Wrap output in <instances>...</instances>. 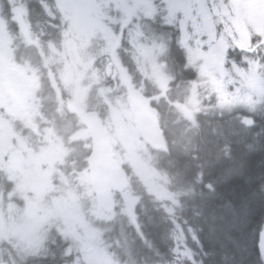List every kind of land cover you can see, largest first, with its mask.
<instances>
[{
    "label": "flooded vegetation",
    "instance_id": "1",
    "mask_svg": "<svg viewBox=\"0 0 264 264\" xmlns=\"http://www.w3.org/2000/svg\"><path fill=\"white\" fill-rule=\"evenodd\" d=\"M106 2L113 11L114 19L107 23L108 33L99 35L102 28L100 20L95 18L96 10L92 12V6L82 12L86 13L85 17L93 28L89 33H81L72 30L73 24L70 25L73 12L59 8L57 0H0V26L6 30L5 36L0 35V49L6 56L0 70L6 103L0 104V145L3 137L10 140L7 151L0 155L3 161L0 165V223L3 217L10 219L18 215L19 211L13 215L5 211L7 202H15L22 208L25 201L17 194L28 198L36 194L37 188H31V178L28 181L26 177V173L31 171L29 168L34 165L28 163L31 157L40 158L41 178L46 177L48 182L46 190L38 194H50V198H56L61 197L60 189L87 186L92 189V201L98 203L92 181L93 138L84 116L88 112L96 111L104 123L107 120L115 122V119L125 122V111H129L137 137L148 146L149 140L138 127L135 95L141 96L156 109L159 119L165 118L167 124L196 123L195 115L189 106L186 107L188 93L182 89L187 74H191L193 79L203 76L205 62L202 57L205 59L208 47L198 46L194 39L185 43L179 40L184 33L189 37L199 35L200 39L207 40L208 17L193 11L195 22L188 20L184 32L173 35L171 43L161 47V41L155 39L143 22L136 23L133 17L123 14L125 4H140V11L148 14L151 12V0H104ZM172 2L182 3L184 0ZM192 2L203 4L205 0ZM215 2L218 0H207V3ZM237 2L245 6L240 23L250 45L249 55L259 56V51L253 50L256 48L253 40L264 33V0ZM177 15L183 17V10ZM96 21L98 25L94 24ZM234 32V40L227 35L218 38L222 39L227 51L225 65H232L236 51H242L236 41L237 31ZM96 37L98 42L94 45ZM69 39L82 59L74 63L77 74L70 73L71 80L63 82V42L65 40L66 44ZM261 45L264 47V43ZM140 46L159 50H154L147 60L142 61ZM155 65L163 75L162 84L155 79ZM198 85L194 84L195 92L199 91ZM124 98L127 108L121 102ZM162 129L166 136L167 129ZM14 156L19 158L23 168L19 174L24 176L9 173L6 164ZM118 163L128 171L131 186L130 163L126 160ZM84 177L86 180H83ZM52 187L58 190L51 192ZM123 195L115 194L117 204ZM40 203L42 206L53 204L47 198ZM97 211L96 215L101 213L104 216L102 213L105 212L99 205ZM83 215L91 214L87 212ZM17 253L23 257L24 252ZM11 263L16 264L14 260Z\"/></svg>",
    "mask_w": 264,
    "mask_h": 264
},
{
    "label": "trees",
    "instance_id": "2",
    "mask_svg": "<svg viewBox=\"0 0 264 264\" xmlns=\"http://www.w3.org/2000/svg\"><path fill=\"white\" fill-rule=\"evenodd\" d=\"M255 45L259 56L241 48L233 64L244 68L254 58L264 80V61L260 59L264 47ZM187 75L184 82L192 79ZM214 100L212 97L210 103L207 100L198 107L194 125L170 124L167 150L156 160L166 177L163 185L169 196L159 200L142 183H133L134 216L133 220L124 217L123 228L143 255L139 254L138 264H191L186 257L173 258L171 249L185 245L192 250L196 264H215L233 225L230 208L245 206L257 216L264 212V95L259 110L251 112L220 108ZM244 117L255 119V125L244 124ZM182 234L184 243L176 240ZM194 236H199L203 250ZM66 246L68 242L59 234L47 243L44 256L23 261L10 243L0 241V251L9 253V261L16 264H74L76 255H65Z\"/></svg>",
    "mask_w": 264,
    "mask_h": 264
},
{
    "label": "rangeland",
    "instance_id": "3",
    "mask_svg": "<svg viewBox=\"0 0 264 264\" xmlns=\"http://www.w3.org/2000/svg\"><path fill=\"white\" fill-rule=\"evenodd\" d=\"M59 8L69 9L73 12L70 25L72 30H77L81 33H89L91 31L92 24L85 17L89 6H92V12L95 11L96 20H100L101 30L99 35H105L108 33L107 23L112 20L113 11L109 8L108 2L104 3V0H57ZM99 5V6H98ZM96 6H98L96 8ZM242 15V13H241ZM241 15L233 24V28L236 33V38L239 39V46L247 45V37L243 35L244 29L242 23H240ZM1 21V18H0ZM98 25L97 21L94 22ZM6 30L0 26V35L5 36ZM238 35V37H237ZM222 40V39H220ZM98 38L94 39V45L97 44ZM85 45V43H84ZM224 45V44H223ZM65 47L62 53V67L63 73L61 77L63 82L71 80V75H76L74 72V64L82 59L81 54L71 46V40H65L63 42ZM141 50V51H140ZM154 50L151 46L143 48L140 46L139 53L142 61L147 60ZM69 53V54H68ZM70 60H69V59ZM202 57L205 71L203 76L195 78L186 83L182 90L184 93H188L187 103L191 108H195L198 103L197 95L194 91V84H199V89L209 92V98L214 97L216 106L227 110H246L248 112L257 111L261 106L260 101L264 95V80L261 77L259 71V65L257 63H248L244 68L237 66L226 69L217 58L214 56ZM197 61V60H196ZM6 62V56L0 49V70ZM198 62V61H197ZM203 65V64H202ZM157 65L154 66V75L156 76L159 84H162V73L159 71ZM72 81H74L72 79ZM0 81V104L6 105L5 94L1 87ZM126 105L125 98L121 101ZM203 104V103H202ZM201 108V107H200ZM249 108V109H247ZM125 110V109H124ZM124 121L120 122L117 119L114 121L107 120L104 122L105 129L108 132L111 146L114 150L115 156L119 162L125 158L130 160V168L133 176H136L138 180L150 191L157 199L163 200L169 196V193L165 189L166 178L161 177V172L157 169H152L147 165L146 161H149L154 156V153L145 147L144 143L139 140L134 127L133 122L130 121L129 111H125ZM175 132L177 130L173 129ZM10 145L8 137L2 138L0 147V155L7 151ZM0 160V165L2 164ZM28 163H34L26 173V177L29 181L30 187H36V194L28 196H22L25 204L22 208L16 206L15 202H7L5 211L9 214L17 213L18 215L9 219V217H3V222L0 223V235L6 236L7 239L17 249L23 253V257L33 256L39 254L42 250H46V243L48 239L53 237L56 232L60 233L64 239L69 243L65 248V255H71V252L75 253L79 262L84 264H138L136 260L142 259L140 249L131 243L128 239L126 232L124 231L125 221L123 217L108 216L105 213L97 214V207L93 205L91 192L89 187L84 186L75 189H60L61 197L50 198V194L41 195L48 187L46 177L41 178L40 170V158L31 157ZM8 166V167H7ZM9 173L14 176L21 175L19 172L23 169L22 164L17 156H14L10 163L6 164ZM157 168V167H155ZM3 169V168H2ZM83 180H86L84 177ZM57 187L51 188V192H56ZM132 195L131 190L121 196V203L119 214L131 215L133 212L132 200L129 197ZM91 196V197H90ZM47 198L49 202L53 204L48 206H42L40 201ZM20 208V209H19ZM19 209V210H18ZM96 209V210H95ZM84 212V213H81ZM86 212L90 213L95 219L91 220L90 216H84ZM103 212V211H102ZM79 213V214H78ZM8 219V220H7ZM4 220L7 222H4ZM107 225H104L105 221ZM110 222V223H109ZM110 224V227H109ZM109 227V229H108ZM2 238L0 237V241ZM183 249V247H181ZM142 256H140V255ZM139 256V257H138ZM10 254L4 251H0V264H13L9 262Z\"/></svg>",
    "mask_w": 264,
    "mask_h": 264
},
{
    "label": "snow or ice",
    "instance_id": "4",
    "mask_svg": "<svg viewBox=\"0 0 264 264\" xmlns=\"http://www.w3.org/2000/svg\"><path fill=\"white\" fill-rule=\"evenodd\" d=\"M149 7H151V12L144 14L140 11V4L131 6L125 4L123 14L125 17H133L136 23L143 22V26L154 34L155 39L161 41V47L165 43H171L173 35L184 32L188 20L192 19L195 22L192 16L193 11H196L198 15L208 17L207 40L200 39L199 35L189 37L187 33H184L180 36L179 42L185 43L194 39L200 47L207 45L206 57L214 56L221 64L226 62L227 51L222 40L218 38L227 35L235 39L233 24L245 8L237 0H218L215 3H207L205 0L203 4H194L192 0H184L182 3H174L172 0H151ZM181 9L183 17L177 15ZM253 42L258 46L264 43V33L255 37ZM254 51H259V47ZM260 59L264 61V56ZM246 62L254 64L255 59ZM246 123L249 127L254 126L255 119H248ZM230 212L233 225L225 234L227 243L221 244L219 260L215 264H264V212L257 216L245 206L239 209L232 206ZM176 240L184 243L186 237L182 234L177 236ZM194 242L198 248L203 250V243L200 242L199 236H194ZM171 251L175 260H182L186 257L191 264H196L192 250L186 245L183 249L179 246L173 247ZM199 264H203V261Z\"/></svg>",
    "mask_w": 264,
    "mask_h": 264
},
{
    "label": "water",
    "instance_id": "5",
    "mask_svg": "<svg viewBox=\"0 0 264 264\" xmlns=\"http://www.w3.org/2000/svg\"><path fill=\"white\" fill-rule=\"evenodd\" d=\"M134 100L144 135L151 140L154 149L164 148L165 143L158 124L157 111L150 108L140 96H135ZM247 120L248 118L244 119V123ZM85 121L91 127L93 135L91 155L93 186L101 207L111 212L116 206L112 188H115L117 192L124 191L128 187L127 173L114 158L108 134L98 114L96 112L87 114Z\"/></svg>",
    "mask_w": 264,
    "mask_h": 264
}]
</instances>
